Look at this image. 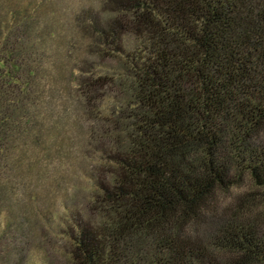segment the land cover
I'll use <instances>...</instances> for the list:
<instances>
[{"label":"trees","instance_id":"16d2710c","mask_svg":"<svg viewBox=\"0 0 264 264\" xmlns=\"http://www.w3.org/2000/svg\"><path fill=\"white\" fill-rule=\"evenodd\" d=\"M61 1L0 0V229L63 217L69 264H264L231 196L264 203V0Z\"/></svg>","mask_w":264,"mask_h":264},{"label":"rangeland","instance_id":"374dc122","mask_svg":"<svg viewBox=\"0 0 264 264\" xmlns=\"http://www.w3.org/2000/svg\"><path fill=\"white\" fill-rule=\"evenodd\" d=\"M86 0H64L58 5L60 11L67 22L71 19L73 12L80 7ZM70 14L69 18L68 15ZM134 42L132 38L129 43ZM84 163V161H82ZM87 163V162H86ZM96 163H93V170L97 168ZM72 167V166H71ZM92 168V166L90 167ZM92 170V169H91ZM72 171V173H71ZM74 169H70L69 173L72 175L74 182H78L81 187L79 202H84L85 205L90 203L91 198V184L90 180L86 178L85 174H74ZM76 176V177H75ZM248 192L257 193L258 200L256 201L257 209L264 214V203L261 201L258 189L251 186L248 179L243 185L235 186L231 190V196L237 197L239 195L247 194ZM256 195V194H255ZM231 199V198H230ZM68 204L72 205V201ZM64 215V213H61ZM84 218L92 220L93 217L90 211H85ZM63 217L58 218L57 215L51 217L44 226V232L39 229L37 234H34L29 240L30 243L24 241L22 233L19 228L13 225L11 229L3 231L0 229V264H69L68 252L71 250V243L65 233L62 231L65 226H61ZM27 240V241H28ZM40 242H44L41 245Z\"/></svg>","mask_w":264,"mask_h":264}]
</instances>
